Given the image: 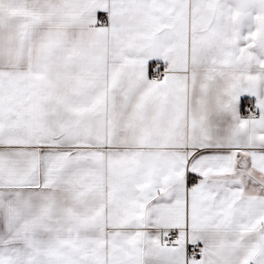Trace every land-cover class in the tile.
Masks as SVG:
<instances>
[{"label":"snow or ice","instance_id":"6c2138e0","mask_svg":"<svg viewBox=\"0 0 264 264\" xmlns=\"http://www.w3.org/2000/svg\"><path fill=\"white\" fill-rule=\"evenodd\" d=\"M0 264H264V0H0Z\"/></svg>","mask_w":264,"mask_h":264}]
</instances>
